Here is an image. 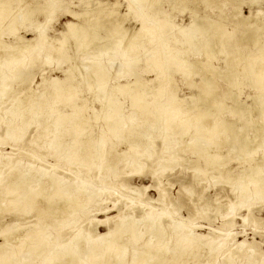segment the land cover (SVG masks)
<instances>
[{
	"label": "bare ground",
	"instance_id": "bare-ground-1",
	"mask_svg": "<svg viewBox=\"0 0 264 264\" xmlns=\"http://www.w3.org/2000/svg\"><path fill=\"white\" fill-rule=\"evenodd\" d=\"M12 1L23 5L27 2L0 0V27L5 23L12 34H16L14 22L31 21L35 14L44 17L42 21L36 20L34 28L29 27L34 32L31 39L19 37L16 44L6 47L5 42H0V48H8L9 51L8 54H0V68L4 60L13 74H21L26 90L30 88L29 72H17V67L23 64L26 55L38 53L51 39L47 34V23L52 21L53 13L61 8L63 14H69L78 21L67 20L59 32L61 38L56 39L58 45L52 47L57 60L70 62L64 77L50 80L42 77L39 86L44 89L41 92H32L25 99H17L12 108L5 111L6 138L16 142L23 138L31 124L50 118L44 126L45 132L52 134L50 143H45L46 148L51 149L49 155L58 161L63 157L66 166L80 167L89 158L93 159L94 145L90 142L93 141L94 126L88 120L101 118L102 125H98L96 133L99 157H104L109 137L116 138V141L111 142L109 151L112 153L104 166L97 165L98 174L104 170L115 172L125 157V167L137 161L152 146L155 137L161 140L164 149L162 171L173 170L180 165L177 149L184 143L183 152L193 149L194 157H181L190 163L193 181L201 182L203 178L198 177L199 172L211 168L217 170L221 181H232L231 192L227 196L230 201L220 214L227 209L231 212L242 209L247 214L242 215L241 220L247 222L254 204L264 200V14L260 9L250 10L249 15H244L241 4H245V0H178L180 11L187 8L188 3L196 1L202 3L204 11H200L196 3L191 8L190 22L180 25L163 7H154L161 0H128V12L123 14L117 13V2H114L107 9L96 8L98 13L92 15V19L85 18L89 14L87 9L79 12L70 10L68 0H49L46 6L38 3L28 5L27 2L24 12L14 20L15 17L11 16L14 10ZM257 1L249 0L251 4L258 5ZM78 2L86 4L84 0ZM224 2L237 8L231 28L223 23L227 17L221 12V7L216 20L211 18L212 13L206 11L216 9ZM104 9L106 11L102 15L100 12ZM128 18L138 22L131 34V28L123 25ZM68 39L74 42L76 52H85L91 60L80 63L83 71L79 69L78 59L67 54ZM103 50H109L110 54L102 60ZM190 53H195L192 54L193 59ZM220 54H223L222 58ZM141 58L145 59L141 70L154 73L150 79L137 76L136 70L133 71ZM210 58L222 59L223 64L211 62ZM109 69L115 71V77L133 71L135 80L113 84L110 78L114 76ZM176 71L187 78L192 74L201 77L197 85L199 92L190 96L191 101L189 97V106L186 99L177 94L179 88L173 77ZM0 77L2 82L7 79L5 75ZM219 78L226 83L225 89L218 83ZM109 83L110 88H106ZM49 84L51 89H48ZM244 85L255 90L254 94L246 96L251 98L252 105L240 99L241 86ZM84 90L93 92L89 103L96 101L101 104L99 112L93 113L92 117L86 112L87 99L80 95ZM3 93L4 87L0 89V99ZM120 95L130 97L129 124L124 121ZM227 98L232 101V106L224 103ZM226 107L242 115L256 113L252 115L257 121L250 119L256 125L250 128L252 134L247 133L249 124L243 126L242 120V123L216 121L218 113ZM237 122L243 125L238 127ZM70 128L71 138L64 141V132ZM189 131L193 138L183 141L181 136ZM222 136L228 140L225 153L222 150L226 143H212L213 138L219 140ZM122 141L126 149L121 153L115 152ZM60 147L62 151L58 149ZM259 149L262 154L256 159L252 155ZM232 160L238 162L236 172L231 170ZM85 165L90 166L89 163ZM142 170V163L134 168L139 175H142ZM4 179L0 171V215L7 212L23 218L33 212L35 221L24 226L17 221H0V264H264V251H258L245 241L232 243L235 236L231 230L221 227L213 228L207 234L198 233L191 221L184 222L176 216L172 206L165 204L162 209H157L142 200L139 201L142 210L139 217L127 219L122 216L105 232L98 233L96 238L77 229L67 242L61 243L60 234L73 228L78 220L75 214L88 215L84 207L93 195L87 189L88 180L82 178L80 186L69 184L57 173L46 175L41 168L33 172L17 169L11 177ZM38 201L45 204L42 206ZM157 201L162 202V198ZM206 202L209 203V211L213 208L219 213L220 205L216 198L208 197Z\"/></svg>",
	"mask_w": 264,
	"mask_h": 264
},
{
	"label": "rangeland",
	"instance_id": "rangeland-1",
	"mask_svg": "<svg viewBox=\"0 0 264 264\" xmlns=\"http://www.w3.org/2000/svg\"><path fill=\"white\" fill-rule=\"evenodd\" d=\"M68 1H69L68 3L69 9L74 12H79V11H83L84 9H87L89 11V14H87L85 18L89 17L90 19L93 18L92 15L95 16L96 15L95 13H98L97 11L99 8L107 9L109 8V5L111 4L112 6V3L114 2H117L116 8L118 14H123L128 12V10H126L128 5V0H117V1L116 0H84L86 4L79 3L78 2L79 0H68ZM170 1H174V2L171 3ZM170 1L161 0L154 7L155 8H158L159 6L163 7L165 12L168 11V13L172 15L173 21L175 23H179L180 25H184L190 22L191 13H192L191 8H194L195 7L194 5L196 3L197 6L201 8L200 11H202L203 5H201L202 3H199L197 1L190 2V4L188 3L187 8H184V10L182 9V11H180L181 8L178 5V0H170ZM247 1L245 0L246 3L241 4L242 14L249 15L250 10L256 11L257 9H260L262 11L261 13L264 14V7H263L264 1L262 0L257 1L258 5L257 3H253L255 6H253V4L249 2V0ZM25 2L28 5H34L35 3H38L39 5H45V6L50 3L49 0H25ZM98 2H101V4H99ZM224 3H222L216 9L215 8L211 9L212 12L210 9L208 10L206 9V11H209L210 14L212 13L211 18L216 20L219 14L218 13L219 7H221L222 8V10L220 9L221 12L223 11V15L227 17V19L223 21V23L224 25H227L226 27L231 28L233 26L232 20H235L233 14L236 13L237 8H235L231 3H227V2L225 4ZM24 5L18 3V1H12L11 8L14 10L11 16L15 17L13 18L14 20L16 19L17 16H19L20 13L22 14L24 12L25 6H27ZM231 6L235 10H233ZM105 9L102 10L103 12H100L102 15L106 11ZM127 17L130 16L128 15ZM36 20L42 21L44 20V17H42L40 14H35L31 18V21L14 22L13 29H15L16 34H12L11 31L9 32L7 25H5V23L1 24L0 42L1 41L5 42V47H6L7 45L10 46L16 44V42L19 41L18 40L19 37H23L26 40L31 39L34 35V32L31 31V29L34 28V26L36 25L37 22ZM67 20L78 21L77 19L72 18L71 15L69 14H63L61 8H57L55 13H53L52 15V21L49 24L47 23V34L51 37V39L44 45V47L38 53L32 52L30 56L26 55L23 64L17 67L18 69L17 72L20 73L29 72V76L31 79L29 89L26 90L23 88V81L21 80L20 77L21 74L19 75L13 74L12 72L13 70L9 69L10 66L4 64L3 62L4 60L1 61L2 63L1 65L3 66H1L2 68H0V76L5 75L7 77V79H5L4 82L0 80V89L4 87V93L2 94L3 96H1L0 99V171H1V176L5 178L4 181L7 179V177H11V174H14L17 169L31 170L33 172L37 168L43 169L46 172V175L51 172H55L64 181L73 185L80 186L82 183V178H86L88 180L87 189L93 192L91 201H89L84 207V209L88 211V215L85 216L83 213L75 214L78 220L74 222L75 226L73 228L69 230H64L60 234L59 240L61 243L67 242L70 236L72 235V233L77 231V229H81L83 233H89L91 237L96 238L98 233L105 232L108 228L112 227L114 223L117 222L119 218L122 216L127 217V219H129L132 216L139 217L140 215H142L141 213L142 210L140 205L141 202L139 201L142 200L146 204L155 206L157 209H162L163 207H165V204L172 206V209H174L176 212L175 213L176 216L178 218H182L184 222L191 221L196 232L198 233L207 234L210 233V230L213 228L217 229L224 227L225 229L227 228L234 233L235 238L232 243L241 240L248 243V245H253L258 251H264V200L254 204V207L252 208V212L249 213L247 222H243L241 220V216L247 214L242 209H238L235 212L228 211L227 209L223 212V214H220V212H222L226 207V203L228 204L230 201L229 200L230 197L227 196L230 195L229 193L231 192L232 181H228V182L221 181L217 170L212 168L204 169V171L199 172L198 177L203 178L201 182L193 181L192 176L194 172L189 167L190 163L186 162L185 160H181V157L183 156L186 158L194 157V154L192 152L193 149L190 148L187 149L185 152H183L184 149L182 147H184L183 146L184 143L181 144L180 148L178 147L177 149L180 165L176 166L173 170L162 171V166L165 164L164 157H161L162 155H164L163 153L164 149L162 148L161 140L155 137L154 139H152V146L148 149V151L144 152V155L141 156L137 161H132L129 166L125 167L126 161L124 159H127L125 157L123 158V160L119 162L115 172L111 170L110 171L104 170L102 174H98L99 171L97 165H100L101 168L104 166L105 162L109 159L112 153L111 151H109L111 142L116 141L115 140L116 138L109 137V139L107 140L108 141L107 146L104 147L105 155L104 157L100 158L98 155L99 148L96 145V141H97L96 133L99 130L98 125L100 126L102 125L101 118L95 121L93 120L94 118H89L88 120L89 124H92V126H94L93 141L90 142L93 143L94 145L92 148L93 159L89 158L88 161L84 163L85 164L89 163L90 166H86L85 164L81 165L80 167L66 166L63 157L58 161L55 157L49 155L51 149L46 148L45 143L46 142L48 144L50 143V140L52 139V134L49 132L47 133V131L45 132L44 126L46 123L48 124L50 118L42 119L41 122L37 124L35 123L31 124L26 129L23 138L16 142L5 137V132H6L5 121L7 118V113H5V111H7V109L12 108V105L15 103L17 99H25L32 92H34L35 94L41 92L44 89L43 86H39V82L41 81L42 77L47 78L49 80L55 77H59V78L64 77L65 75L64 71L66 70L70 62L67 61V59L64 61L57 60L56 58L57 53L54 52L52 47L53 45L57 44L56 39L61 38L59 32L64 28V23ZM127 20L129 21L127 22ZM123 25L131 28L129 29L130 30L129 33L131 34L137 28L138 22L134 21V19L132 18H128L123 23ZM29 27L31 29H29ZM127 35H128L127 38H129V34ZM66 44L68 45L69 48L67 54L71 56H75L78 59L77 64L78 66L80 65L79 69L83 71L82 70L83 67H81L83 65L80 63L82 61L84 63H88L91 60L84 54L85 52L82 53L80 52L81 53L80 54L75 51L74 42L71 39H68ZM7 51L8 48L6 49L0 48V54H8L9 51L8 52ZM109 54H110L109 50H107L106 52L103 50L101 52L102 60L104 57H106ZM192 54L194 55L195 53H190L191 55L190 57H192L193 59ZM220 56L222 58L223 54H220ZM214 60H215L214 58L212 59L210 58L211 62L217 63L219 65L223 64L222 59H218L215 61ZM144 63H145V59L141 58L140 61L138 62L139 65H136L135 66L136 69H134L133 71L136 70L137 76L141 75V77L150 79L154 76V73L141 70V68L144 67ZM109 70H110L109 71L110 74L114 76L113 79L110 78L113 84L116 82L117 85L124 84L127 81L131 82L135 80L136 77L135 75H133V71L127 72L128 74L127 73H125L124 75L122 74L120 75V77L119 76L115 77L116 75L115 71L113 69H109ZM173 77L175 79V84L179 88L177 92L178 96L184 97L186 99L185 103L188 104L186 105L189 106L191 104L190 96H192L193 94H197L199 92L198 90L199 86L197 85L200 84V78H201L200 75L199 74H192V76L189 75L190 78L189 79L185 75H182L179 72L177 73L176 71L173 73ZM189 80L192 83L190 85H189L190 82ZM217 80L218 83H220L222 87L225 89L226 87H224L225 86L224 84L226 83L223 82V80L220 78ZM110 85L111 83L106 85V88H110ZM51 87L52 86L49 84L48 89H51ZM241 88L242 90H241L240 99L244 100L246 104L252 105L251 98L250 97L248 98L246 96L248 94L250 95L254 94L255 90L245 85L241 86ZM232 89L234 91H237L234 88H230L229 90ZM80 95L84 96V98H86L88 101L86 108V112L88 115L92 117L93 113L99 112V109H101V104H99L96 101L89 103L91 99L90 97L93 95V92L84 90L80 92ZM123 96L122 95L119 96V102H122L121 104L124 106L123 107L125 112L124 121H126V123L129 124L128 116L130 115L129 113L130 110L128 108L130 107V97L125 95ZM122 98H124V100H122ZM224 103L226 105H231L232 101L230 99L228 100L227 98L224 101ZM226 109L228 110L226 111ZM252 114L256 115L255 112L252 113L246 112L243 115L238 113H233L230 110V108L226 107L225 109H223V111H220L218 113L216 117V121L224 120L228 122L229 120V122L238 121L241 123L243 121L244 125L243 124L241 125L245 127L247 124L250 125L246 127L247 133L250 134L253 131L252 130L250 132V130L254 126H256L254 125L255 122H253L256 119V116L254 118V115ZM250 119H254V120L250 122ZM244 120L247 121L244 122ZM238 122L236 123V125L239 127L241 125L240 123L238 124ZM251 124L253 126H251ZM64 133H65V137L63 138V140L64 141L70 140L72 135V129L70 128L68 131H65ZM191 135L192 134L189 131L185 135L181 136L182 140L186 141L191 137L193 138V136ZM222 138H220L221 140L220 139L216 140L215 137L213 138L214 140L212 143L213 144L218 143L216 141H221L220 143H224V144L226 143V145L224 146L225 149L223 148L222 150L225 153L228 140L226 139L227 137L224 138V136H222ZM229 138L230 137H228V139ZM172 145L174 144L172 143ZM116 147L117 148H115V152L121 153L120 151L126 149V144L122 141L118 143ZM175 147L177 148V146ZM58 149L59 150L61 149V151L63 150L62 147ZM233 153L234 152H232L231 154ZM149 154H151V157H149ZM261 154H262V150L259 149V150H255V153H253L252 156H254V158L257 159L259 156H261ZM141 163L143 164V170L141 171L142 175H139L134 172V168H136L138 164ZM201 163H203L204 166L206 164L203 159L201 160ZM230 166L232 167L231 169L232 171L236 172V170H238L237 167L238 162L236 160H232L230 162ZM152 170L155 171L154 174H152ZM188 188L190 190H188ZM85 197L86 195L83 194V198ZM159 197L162 198V202L157 201ZM208 197L210 198L214 197L219 202L220 205L219 213L214 212L213 208L211 209V211L208 210L209 203L206 202ZM38 204L43 206L45 203L38 201ZM32 213L33 212H30L26 217L19 218V217L11 216L9 213L7 214L6 212L0 215V218H2L0 219V221L5 223L11 221L13 222L17 221L21 226H24L31 224L33 221H35L34 218L32 217L33 215ZM48 227L51 228L50 225ZM20 231L22 232V230ZM20 231L19 233H21ZM0 241H2L1 238ZM190 263L192 262H188L187 264Z\"/></svg>",
	"mask_w": 264,
	"mask_h": 264
}]
</instances>
